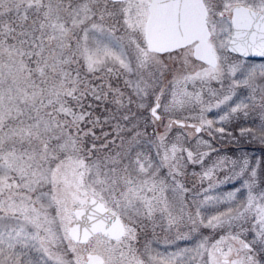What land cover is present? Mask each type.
Returning a JSON list of instances; mask_svg holds the SVG:
<instances>
[{"label": "snow or ice", "instance_id": "snow-or-ice-1", "mask_svg": "<svg viewBox=\"0 0 264 264\" xmlns=\"http://www.w3.org/2000/svg\"><path fill=\"white\" fill-rule=\"evenodd\" d=\"M0 264H264V0H0Z\"/></svg>", "mask_w": 264, "mask_h": 264}, {"label": "rangeland", "instance_id": "rangeland-1", "mask_svg": "<svg viewBox=\"0 0 264 264\" xmlns=\"http://www.w3.org/2000/svg\"><path fill=\"white\" fill-rule=\"evenodd\" d=\"M8 15H9V16H11L12 14H11V13H9Z\"/></svg>", "mask_w": 264, "mask_h": 264}]
</instances>
